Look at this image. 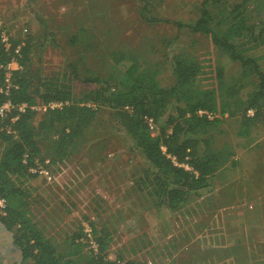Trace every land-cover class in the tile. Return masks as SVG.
<instances>
[{
	"label": "rangeland",
	"instance_id": "1",
	"mask_svg": "<svg viewBox=\"0 0 264 264\" xmlns=\"http://www.w3.org/2000/svg\"><path fill=\"white\" fill-rule=\"evenodd\" d=\"M149 1L165 20L142 19L139 0H0V19L12 42L29 39L34 73L47 77L74 65L78 78L72 85L80 101L96 88L83 81L94 75H132L146 68L163 87L169 86L172 57L184 50L206 70L201 86L218 94L245 83L239 94L244 100L255 78L204 34L172 23L195 21L202 0ZM234 1H247L254 9L248 21L253 35L244 48L264 69V0H227L209 9L218 19L221 7ZM210 63L222 69L221 80L209 75ZM229 102L233 113L224 114L207 134L221 164L209 186L176 211L157 206L135 188L132 174L145 162L106 105L97 106L86 134L65 159H58L48 137L40 136L41 155L30 168L36 176L21 186L28 190L33 220L57 253L78 251L82 257L125 264H264V107L246 121L254 111ZM35 109L37 122L45 107ZM92 226L110 237L103 254L83 237V229ZM2 229L0 257L5 259L13 254L4 242L12 234Z\"/></svg>",
	"mask_w": 264,
	"mask_h": 264
},
{
	"label": "trees",
	"instance_id": "2",
	"mask_svg": "<svg viewBox=\"0 0 264 264\" xmlns=\"http://www.w3.org/2000/svg\"><path fill=\"white\" fill-rule=\"evenodd\" d=\"M139 1L142 19L150 23L165 20L156 15L149 0ZM226 1L202 0L195 21L172 23L178 29L187 27L192 32L204 34L230 59L240 63L245 73L255 78L252 84L248 83L251 88L244 100L239 94L247 86L245 83L227 86L218 94L215 89L201 86V75L206 70L184 50L172 57L173 83L169 86L163 87L154 72L146 68L132 75H94L83 81L94 83L96 88L80 101L73 91L72 82L78 78L74 65H68L65 72L47 77L34 73L29 67L31 45L28 38L18 43L20 49L15 58L20 68L11 72V86L4 94L1 89L5 85V67L18 44L12 42V48L5 50L0 43V106L5 101L12 105L4 116H0V199L3 200L0 224L12 234L20 252V264H117L115 260L105 261L101 257H82L78 251L57 253L54 244L33 220L28 190L21 186L36 176L30 168L41 155L39 137H48L53 154L60 160L65 159L86 134L98 105L110 108L129 142L144 160L145 167L132 174V181L135 188L151 197L157 206L176 211L209 186L221 164V157L211 148L207 134L217 128L224 114L233 113L229 101L245 106L243 110L254 111L252 117L245 118L246 121L254 120L259 109L264 107V69L244 48L253 35V26L248 21L254 9L247 7V1H234L223 5L219 18L215 19L209 6ZM210 64L211 68L206 65L209 75L221 80L222 69ZM51 102H62V106L51 108L48 106ZM22 104L25 107L19 110ZM38 106L45 109L41 120L36 122L38 111L35 107ZM199 109L214 111L218 116L209 120L197 114ZM146 118L155 123L154 134ZM12 176L19 180L18 185L12 183ZM91 228L98 254L105 253L109 235ZM77 245L80 244L76 243V249Z\"/></svg>",
	"mask_w": 264,
	"mask_h": 264
},
{
	"label": "built area",
	"instance_id": "3",
	"mask_svg": "<svg viewBox=\"0 0 264 264\" xmlns=\"http://www.w3.org/2000/svg\"><path fill=\"white\" fill-rule=\"evenodd\" d=\"M0 43L2 44L3 48L5 50H9L12 48V38L10 33L8 32V30L6 29L4 23L2 22V20L0 19ZM19 49H20V45L18 44L17 46H15L13 48V55L12 58L10 59V61L6 64L5 67V79H4V87L1 89V91L4 92V94L8 93V89L10 88L11 84H10V76H11V72L13 70L19 69L20 66L17 63V60L15 58V54L19 53ZM49 107L54 108V107H61L62 106V102H51L48 104ZM25 107L24 104L20 105L18 107L19 110H23ZM12 108V105L9 101H5L1 106H0V116H4L6 114V112L9 111V109ZM251 113V111H249ZM197 114L200 116H205L207 119L211 120L213 118H216L218 116V114L214 111H209V110H205V109H199L197 111ZM146 122L147 125L149 127V129L153 132H155V123L153 122V120L151 118H146ZM172 160L174 161V158H172ZM41 172H43L44 174H47V171L44 170H40ZM46 177L50 178L49 175H46ZM0 205H3V200L0 199ZM83 237L84 239L89 242V244L91 245V247L93 248L94 251H97V245L95 243V241L92 238V232H91V228L87 227L85 229H83ZM98 252V251H97ZM117 264H125V263H120L117 261Z\"/></svg>",
	"mask_w": 264,
	"mask_h": 264
},
{
	"label": "crops",
	"instance_id": "4",
	"mask_svg": "<svg viewBox=\"0 0 264 264\" xmlns=\"http://www.w3.org/2000/svg\"><path fill=\"white\" fill-rule=\"evenodd\" d=\"M0 226L3 227L1 224H0ZM2 230H3V232H8L5 230L4 227ZM3 239H4V237H3ZM6 241H7V245H9V247H10V250L13 251V254H10V256H8L5 259H2L0 257V264H20V261H21L20 252H19L18 247L13 242L12 235H9V239L7 237H5L4 242H6ZM16 253H17L18 257L16 255Z\"/></svg>",
	"mask_w": 264,
	"mask_h": 264
}]
</instances>
